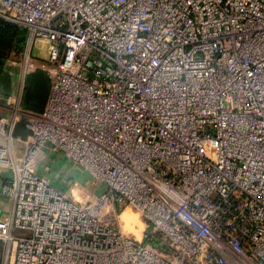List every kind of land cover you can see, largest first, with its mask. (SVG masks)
I'll return each mask as SVG.
<instances>
[{
    "label": "built area",
    "instance_id": "1",
    "mask_svg": "<svg viewBox=\"0 0 264 264\" xmlns=\"http://www.w3.org/2000/svg\"><path fill=\"white\" fill-rule=\"evenodd\" d=\"M0 22L27 32L0 56V264H264V0H0ZM55 160L102 191L77 201Z\"/></svg>",
    "mask_w": 264,
    "mask_h": 264
},
{
    "label": "rangeland",
    "instance_id": "2",
    "mask_svg": "<svg viewBox=\"0 0 264 264\" xmlns=\"http://www.w3.org/2000/svg\"><path fill=\"white\" fill-rule=\"evenodd\" d=\"M40 51H41V53H43L42 49L40 50L39 45H35L33 48L32 54L34 56H39ZM18 60H20V58ZM44 68H45L44 64L37 61V63L35 64V67L27 73L26 78H25V89H24L23 97H22V105H24L28 101H39L40 99L43 98L45 81H44V77H43L42 73L44 71ZM7 71H12V70L11 69L8 70V68H7ZM15 72H18V67L15 69ZM8 80L12 81V76H8V74L5 71L0 70V90L1 91L4 89L6 90V89H8V87H10L8 84H7V86L5 85L6 81H8ZM12 91H13V89L11 90V92ZM14 135L18 136V134L16 132H14ZM27 135H28V133H27V131H25V133L23 135H19V136H21L22 138H25ZM16 150L19 152V147H16ZM42 156L43 155L37 156V159H36V161H37L36 165L37 166L40 165V161L42 159ZM52 165H53L52 172L50 170V173H49L51 176L52 182L56 183L54 176L56 174H60V176H61V174L64 172V170H66V173L70 174V176H72V177H74L75 173H77L79 176H77L78 179L75 178L76 180L83 178L82 181L85 182L86 187H83V186L81 187L80 185L76 186L74 184H71V186L65 188V191L67 194H70V190H72L74 187H79V189L82 191V197H86L87 195H89V193L92 194L91 197H94L97 195L96 193L102 191L101 190L102 185L99 183V181L94 180L92 178L89 179L88 176H86V178H88V179H86V181H84L85 175H84V171L82 168H79V167L72 168V167H69V165H64V168H60L61 162L58 160H55L54 164H52ZM59 187L61 188V186H59ZM77 201L84 202L85 198H82L81 200H77ZM128 209H132V211L134 213H137L135 209L130 208V207H125L123 209V211H126ZM138 219L141 222V224L143 225V227H140L139 225H135L136 230L133 231L134 233L130 232L129 235L134 234V235L142 236L141 233L145 229L146 226H145V222L143 221V219L140 215L138 216ZM1 252H2V243L0 242V263H1Z\"/></svg>",
    "mask_w": 264,
    "mask_h": 264
},
{
    "label": "crops",
    "instance_id": "3",
    "mask_svg": "<svg viewBox=\"0 0 264 264\" xmlns=\"http://www.w3.org/2000/svg\"><path fill=\"white\" fill-rule=\"evenodd\" d=\"M22 36H24V37H26L27 36V32L26 31H23L22 33H20ZM37 61L38 62H41V63H43L44 64V66L46 67V66H48V63H47V61L45 60V54L44 53H39V56H34V62H35V64L37 63ZM47 64H46V63ZM42 75H43V77H44V81H45V88H44V95H43V98L42 99H40L39 101H28V102H26L24 105H22V98H21V102H20V104H21V106L23 107V108H25V109H28V110H31V111H35V112H41V111H43V109L45 108V105H46V100H47V96H48V92H49V86H50V82H49V79H48V77H47V75H46V73H45V69H44V71H43V73H42ZM8 76H10L9 74H8ZM7 84L10 86V87H8V89H4V90H0V94L1 95H8L10 92H11V90H12V84H11V81H6V83H5V85L7 86ZM23 97V96H22ZM1 103H0V107H2L3 105H2V102H4V101H0ZM1 114V113H0ZM25 128H24V124L23 123H18L17 124V126H16V128H15V132L18 134V136L19 135H23L24 133H25ZM77 176H79L77 173H75V175H74V177H73V179H78V177ZM72 177V176H71ZM83 180V178H80L79 180H76L78 183H79V185L80 186H85V182H83L82 181ZM82 181V182H81ZM55 184V186H57L58 188H60L59 186H58V183H54ZM86 187V186H85ZM62 188V187H61Z\"/></svg>",
    "mask_w": 264,
    "mask_h": 264
},
{
    "label": "trees",
    "instance_id": "4",
    "mask_svg": "<svg viewBox=\"0 0 264 264\" xmlns=\"http://www.w3.org/2000/svg\"><path fill=\"white\" fill-rule=\"evenodd\" d=\"M21 34L14 27L6 26L0 22V56L5 57L13 50L19 51L23 39Z\"/></svg>",
    "mask_w": 264,
    "mask_h": 264
},
{
    "label": "clouds",
    "instance_id": "5",
    "mask_svg": "<svg viewBox=\"0 0 264 264\" xmlns=\"http://www.w3.org/2000/svg\"><path fill=\"white\" fill-rule=\"evenodd\" d=\"M72 196L77 199L81 200L82 198V191L79 189V187H74L71 191ZM139 214L134 213L132 209L126 210L120 217L122 221V228L125 231V233H130L135 231L136 229L134 228V225H139L140 227H143L141 222L138 219Z\"/></svg>",
    "mask_w": 264,
    "mask_h": 264
},
{
    "label": "bare ground",
    "instance_id": "6",
    "mask_svg": "<svg viewBox=\"0 0 264 264\" xmlns=\"http://www.w3.org/2000/svg\"><path fill=\"white\" fill-rule=\"evenodd\" d=\"M125 211H123L122 213H121V215L124 213ZM137 212V211H136ZM138 213V212H137ZM121 215L119 216V219H120V217H121ZM120 221H121V219H120ZM121 223H122V221H121ZM136 226L134 225V228H135ZM123 232L125 233V231L123 230ZM134 233V232H133ZM132 233V234H133ZM136 233V232H135ZM138 233V232H137ZM126 234V233H125ZM127 234H129V233H127ZM134 235V234H133ZM135 237H136V239L137 240H140L141 239V236H138V235H134Z\"/></svg>",
    "mask_w": 264,
    "mask_h": 264
}]
</instances>
